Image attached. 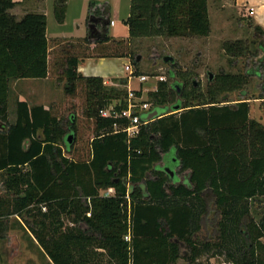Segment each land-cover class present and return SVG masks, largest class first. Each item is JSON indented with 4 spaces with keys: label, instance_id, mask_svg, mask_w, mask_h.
<instances>
[{
    "label": "trees",
    "instance_id": "1",
    "mask_svg": "<svg viewBox=\"0 0 264 264\" xmlns=\"http://www.w3.org/2000/svg\"><path fill=\"white\" fill-rule=\"evenodd\" d=\"M53 1L54 16L63 22L68 0ZM17 3L0 0V122L7 128L0 130V182L6 193L0 197V239L7 229L1 217L15 215L53 264H176L179 259L201 264L203 257L264 264V218L256 223L250 217L252 206L264 198V126L250 118L249 98L221 105L231 92L245 97L250 79L264 81V64L244 74L221 71L205 93L180 84L176 100L170 97L175 86L158 82L157 92L148 94L157 116L128 140L114 130L126 120L100 116L110 106L120 112L127 91L106 88L100 77H83L80 59L67 56L65 92L72 95L75 83L84 81L85 115L94 121L88 160L73 161L57 147L61 141L71 150L50 109L16 102L15 121L7 122L10 82L48 76L46 17L27 13L17 19L10 13ZM96 5L90 0L91 10ZM93 15L108 22L95 44L108 43L109 15L98 9ZM248 23L253 36L264 40V30ZM125 24L129 39L208 37V0H130ZM222 50L238 58L248 47L241 40L226 41ZM120 57L136 65L130 54L99 58ZM261 89L264 99V83ZM70 122L73 137V117ZM184 172L188 185L177 179ZM107 189L114 194L101 196ZM65 218L71 226L64 225ZM209 227L215 240L213 233L199 239Z\"/></svg>",
    "mask_w": 264,
    "mask_h": 264
},
{
    "label": "rangeland",
    "instance_id": "2",
    "mask_svg": "<svg viewBox=\"0 0 264 264\" xmlns=\"http://www.w3.org/2000/svg\"><path fill=\"white\" fill-rule=\"evenodd\" d=\"M101 1L109 2L108 12L110 19L115 22V26H109L108 28L110 41L106 44L97 43L94 47H88L89 44L85 41L87 38V19L91 10L89 7L90 0H68L63 22H58L54 16L53 0H25L23 3H17L10 10V13L17 19L27 13L45 15L49 40L48 72L50 75L49 81L46 82L28 80L24 81L23 84L17 83L15 85L11 96L9 95L7 122L8 124L14 123L16 107L14 101L18 90L23 93L28 105L49 106L51 113L59 120L60 126L66 135L70 133L68 127L71 123L70 117H73L75 134L72 137L71 150L67 151L61 141L57 144L58 149H61L62 154L69 160H88L90 143L94 138V121L88 119L85 115L86 94L84 81L80 80L75 83V91L72 95L65 92L64 60L69 55L86 59L89 56L96 55L124 56L130 54L133 60L140 56V60L136 62L135 66L132 65L128 57L105 58L101 64L110 79H102V81L106 88L126 91L131 89L134 92H140L143 100L147 101H149V93L157 92L159 78H163V81L168 85L174 82L181 84L183 81L190 84L193 81L199 84L200 91L205 93L209 73L212 76L221 71L229 74H244L248 69L255 70L264 64V44H262L264 40L256 39L253 36L247 21L241 23L230 18L228 13H226L228 15L222 13L218 3L210 4L211 32L208 37L167 38L159 36L129 39L125 24L129 13V0ZM236 40L247 43L248 52L238 58L226 56L222 50L223 42ZM165 55L173 58V65L163 63L162 57ZM126 67L136 72V75H129L125 71ZM170 72L176 75L172 78ZM140 76L146 77V80L142 83L139 82L138 77ZM127 78H129V81L125 86L119 84L120 79ZM263 83L264 81L261 78L250 79L248 85L244 87L245 97L238 91L231 92L227 95V101L221 105H233L240 100L249 98L251 119L264 126V99L261 98ZM189 88L187 87V90H190ZM29 89H32V91L30 90L31 94H28ZM38 96L40 97L38 98ZM170 97L175 100L178 98L175 92L171 93ZM149 103L153 107L152 102L149 101ZM192 104H196V101H192ZM174 170L177 171V168ZM178 180L182 182V174L180 173L178 174ZM250 217L256 223L264 218V198H260L252 206ZM248 221L244 223L243 229ZM63 223L66 226H71L69 218H65ZM10 224L9 230L12 233H15L23 241L25 237L28 238L25 234V226L21 225L15 217L10 220ZM208 233H213L210 236L212 240H215V230L210 227L200 233L199 239L205 237ZM181 251L188 253L189 247L183 246ZM17 255L15 252V256ZM223 260V257L211 259L203 257L200 262L201 264H222ZM176 264H187V262L179 259Z\"/></svg>",
    "mask_w": 264,
    "mask_h": 264
},
{
    "label": "crops",
    "instance_id": "3",
    "mask_svg": "<svg viewBox=\"0 0 264 264\" xmlns=\"http://www.w3.org/2000/svg\"><path fill=\"white\" fill-rule=\"evenodd\" d=\"M41 1V0H37ZM130 1V0H129ZM25 0H18V3H23ZM97 2L101 5L100 10L106 11L109 15L108 5L109 2L105 1L102 2L101 0H97ZM211 3H218L220 6V9L222 10V13L229 14L230 18L238 20V22L243 21H252L254 25L259 26L262 30H264V0H208V15H209V21H210V28H211V15H210V4ZM226 14V15H228ZM113 21L110 19L109 15V22ZM114 22V21H113ZM110 23L107 27V36H108V28ZM112 26H115V22ZM46 38L48 41V52H49V40L47 36V29H46ZM71 41V40H69ZM88 42V47L95 46V42ZM106 44V43H105ZM100 56H89L86 59H80V63L78 65V73L82 75L83 77H100L103 80L110 79L108 78L109 75L106 73V71L103 69V61L105 58H99ZM49 59V54H48ZM49 61V60H48ZM94 61V62H93ZM49 63V62H48ZM101 64V66H99ZM49 72L48 76L45 79H40V82H46L49 81ZM108 76V77H107ZM30 79H24V80H16L10 82V91L9 95L11 96L12 90H14L15 85L17 83L23 84L24 81H28ZM32 91V89H29V91ZM31 91L28 92V94H31ZM35 94V92H34ZM32 96V95H31ZM42 96V94H40ZM38 96V98L40 97ZM10 98V97H9ZM9 100V99H8ZM15 103L16 102H28L21 93L20 90L16 92L15 95ZM29 107H32L33 105H28ZM35 106H43L46 109H50L47 105H35ZM251 114V113H250ZM251 118V115H250ZM15 121V117H14ZM178 179V175H177ZM188 172L182 173V183L185 185H188ZM0 197H5L6 193L3 187V183L0 182ZM15 217V219L23 225L21 219L15 215H11L8 217L2 216V220H6L7 222V229L4 231V237L0 239V264H53L50 259L45 255L42 248L38 245L37 241L34 239V237L30 234V232L25 228V234L28 238H24V241L21 240L15 233H12L10 229V220ZM24 226V225H23ZM16 241L18 246L17 248L12 245V243ZM14 244V243H13ZM16 248V249H15ZM14 252V253H13ZM15 252L18 254L15 256ZM98 252H101L99 250ZM12 254V255H11Z\"/></svg>",
    "mask_w": 264,
    "mask_h": 264
},
{
    "label": "built area",
    "instance_id": "4",
    "mask_svg": "<svg viewBox=\"0 0 264 264\" xmlns=\"http://www.w3.org/2000/svg\"><path fill=\"white\" fill-rule=\"evenodd\" d=\"M112 26L114 24L113 21L109 22ZM125 71L129 73V75L133 76V70H130V68L126 67ZM139 82L142 83L146 80V77L140 76ZM129 81V78L126 79ZM163 81V78H159L158 82ZM129 83V82H128ZM264 103V100H263ZM152 111V105L147 100H143L141 94L138 96L134 91L131 89H128L127 91V97L125 99V107L120 111L116 112L113 111L112 106H110L108 109L101 111L100 116L102 118H113V119H123L127 121L126 126L120 128L117 124L114 125L115 132L121 131L125 133L126 138L129 140L131 138H134L138 135L140 128L142 126H145L152 122V120H148L147 116ZM146 115V119L142 120V116ZM101 196L103 197H109L114 194L113 189H107L100 192ZM124 240L128 242L130 240L129 236H125Z\"/></svg>",
    "mask_w": 264,
    "mask_h": 264
},
{
    "label": "water",
    "instance_id": "5",
    "mask_svg": "<svg viewBox=\"0 0 264 264\" xmlns=\"http://www.w3.org/2000/svg\"><path fill=\"white\" fill-rule=\"evenodd\" d=\"M100 6H101V4H99L97 2L96 7L93 10H91L90 13H89V20H88V25H87L88 26L87 27V40L89 42H95L98 39H103L104 36H105V33L103 32V27L102 26H106L108 22L102 21L103 16L100 17V18L93 17L94 16L93 12L96 9H98L101 12L102 15L104 14V11L100 10V8H101ZM98 24L100 25V27L98 26ZM139 60H140V56H138L136 58V62H139ZM162 61H163L164 64H171V65L174 64L173 58L170 57V56H167V55L162 57ZM208 76H209V81H211L213 79L214 75L212 76L209 73ZM175 110H178V108H175ZM156 116H157V113L154 111V112H151L150 114H148L147 119L148 120H152ZM0 130L1 131H7L6 125L4 123H2V122H0ZM67 142H68V144H71V142H72V136L71 135L68 136ZM165 172H167L169 174L170 178L173 177V172H171L168 168L165 169ZM123 183L125 185H127V180L125 178L123 179Z\"/></svg>",
    "mask_w": 264,
    "mask_h": 264
},
{
    "label": "flooded vegetation",
    "instance_id": "6",
    "mask_svg": "<svg viewBox=\"0 0 264 264\" xmlns=\"http://www.w3.org/2000/svg\"><path fill=\"white\" fill-rule=\"evenodd\" d=\"M172 78H173V77H172ZM208 81H209V77H208ZM186 83H187V82H184V81H183V82L181 83V86L183 87ZM191 84H193L194 87H199V86H200L199 84H197L196 82H193V81L191 82ZM169 85H174V86H175V89H176V96L178 97L179 94H180V90H179V88H176V87H177L178 85H180V84L174 82L173 84H169ZM187 86H188V85H187ZM68 129H69V127H68ZM68 136H69V134H68ZM68 136H67V138H68ZM13 243H14V244H13ZM13 243H12V245H14V246L17 248V246H18L17 242L14 241ZM16 248H15V249H16ZM181 250H182V247H181ZM13 253H14V252H13ZM11 255H12V254H11Z\"/></svg>",
    "mask_w": 264,
    "mask_h": 264
}]
</instances>
